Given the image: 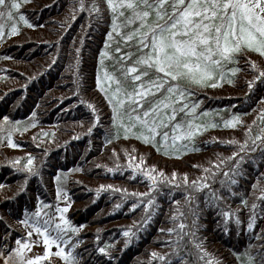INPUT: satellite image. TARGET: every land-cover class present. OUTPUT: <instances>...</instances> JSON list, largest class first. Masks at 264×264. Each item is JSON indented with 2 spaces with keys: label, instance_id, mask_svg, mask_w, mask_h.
I'll return each mask as SVG.
<instances>
[{
  "label": "trees",
  "instance_id": "16d2710c",
  "mask_svg": "<svg viewBox=\"0 0 264 264\" xmlns=\"http://www.w3.org/2000/svg\"><path fill=\"white\" fill-rule=\"evenodd\" d=\"M91 2L85 0L89 7ZM97 2L104 16L100 23L96 22L95 14L90 17L88 12L74 11L79 7L76 0H21V12L34 27H28L17 18L18 32L0 38V124L4 116L13 123L20 122L19 130L11 136L18 146L9 145L6 133H0V185L3 186L0 187V218L6 222L0 223V241L7 237L8 246L14 248L16 239H27L25 226L19 223L26 219L25 210L31 216L40 202L53 205V209L63 202L68 208L64 217L71 227L78 229L77 233L69 235L73 241L79 237L82 243L77 251L84 258L92 253L89 264H107V257L94 250L97 236L99 247L109 246L106 251L114 257L111 264H164L151 253L165 256L172 264H184L171 255L177 248L171 243L178 239L177 235L160 230L177 228L180 223L188 224L194 218L191 211L200 213L201 227L195 243L203 244L212 264H247L246 257L242 261L237 256L246 251L256 255L264 245V241L257 239L264 229V204L256 209L258 218L254 229H247L250 205L257 202L253 197L260 195L258 191L254 192L252 185L264 186V180L260 179L264 175V164L260 163L258 153H252L251 159L260 167L247 162L243 165L246 178H238V186H233L235 198L227 191H221L218 182L211 185L212 190L223 198L222 203L218 202L211 209L205 204L208 190L194 193L195 200L189 209L185 196L192 190L172 188L170 196L169 186L165 185L160 186L155 196L156 208L147 206L145 200L131 211L133 203H140L138 196L131 194L149 192L152 182L127 165L132 156L135 157L134 164H140L145 170L155 169L153 174L158 177L160 173L166 177L177 173V180L182 183L185 174L190 181L196 180L205 176L203 169L210 164L214 166L220 157L232 156L238 148L224 142L243 143L244 128L225 129L221 117L227 119L231 114L247 113L244 121L249 125L257 118L264 107L260 104V99L264 98V85L258 84L248 95L245 81L251 80L255 72L245 64L246 59L251 60L264 70V58L255 53L241 58L238 64L243 70L233 83L222 82L217 88L195 87L197 95L193 99L201 102L199 111L219 112L201 122H215L219 126L198 133L182 152L165 154L135 136L125 138L123 133L119 139L107 143L114 131L110 123L111 106L104 93L96 89L95 81L98 73L113 69L111 64L103 70L99 66L98 52L103 48L109 16L104 0ZM72 15L77 17L74 22L70 18ZM90 20L91 29L88 27ZM10 27L9 24L6 31H10ZM76 48L82 49L79 56L75 53ZM53 60H56L55 64H52ZM32 112L37 114L34 120ZM96 114L100 118L99 126L88 134ZM257 127L264 125L257 122ZM28 155L34 158L30 167L38 171V175L16 171L26 168L27 160L23 158ZM18 159L20 164L14 165L13 161ZM218 179L225 178L221 175ZM24 188L26 192L19 195ZM58 190L62 193L59 200ZM241 195L249 200V208L242 206ZM5 201L11 202L6 204ZM175 201L180 202L179 211L184 216L173 222V216L179 217ZM117 204L122 207L117 209ZM146 207L152 213V219L142 224L147 215ZM238 209L241 225H236V216H231L228 231H225L221 212ZM44 218L42 213L41 221ZM124 231L130 235L125 237ZM50 234L56 235L53 230ZM61 247L67 249V245L61 244ZM186 251L195 253L197 249L190 244ZM52 259L53 264H65L57 258ZM185 261H188L187 256ZM189 264H195V259Z\"/></svg>",
  "mask_w": 264,
  "mask_h": 264
},
{
  "label": "snow or ice",
  "instance_id": "6c2138e0",
  "mask_svg": "<svg viewBox=\"0 0 264 264\" xmlns=\"http://www.w3.org/2000/svg\"><path fill=\"white\" fill-rule=\"evenodd\" d=\"M76 3L79 7L74 8V11L88 12L90 17L95 14L96 22H103V12L97 0H92L91 7L85 0H76ZM104 3L109 16V27L105 33L103 48L98 52L99 66L103 70L111 64L113 71L105 70L102 75L98 73L95 86L104 93L107 103L111 106L110 123L114 131L109 135L107 143L119 139L123 133L125 138L135 136L165 154L182 152L188 147L187 142L193 141L198 133L209 127L219 126L215 122H201L202 118L218 115L219 112L199 111L201 102L193 99L197 95L195 87L217 88L222 82L233 83L237 74L243 70L238 64L241 58L246 59L247 55L252 53L264 58V0H104ZM21 8V0H0V38L18 32L15 23L17 18L28 27H34L21 12ZM70 18L73 22L77 19L75 15ZM9 24L10 31H6ZM88 27L91 29V20ZM81 51V48H76V55L79 56ZM55 63L56 60H53L52 64ZM245 67L255 72L251 80L245 81L248 95H251L258 84L264 85V70H261V66L256 62L247 59ZM260 104L264 105V98L260 99ZM36 115V112H32L33 120ZM245 115L247 113L231 114L227 119L221 117L225 129L244 128L243 143L235 140L225 141V144L235 145L238 150L230 157H220L214 166L210 164L208 168H204L206 175L196 180L190 181L185 174L181 183L177 180L175 172L171 177H166L163 173L158 177L153 174L155 169L145 170L140 164H134L135 157L129 156L127 167L139 171L152 182L149 192L131 194L138 196L140 200V203L132 204L131 211H135L145 200L147 206L156 208L155 196L160 191V186L165 185L169 186L170 196L172 188L191 189L192 192L185 196L189 209L195 200L194 193L203 190H208L209 193L205 197V204L209 209L218 202L222 203L223 198L211 187L217 182L221 185V191H227L231 198H235L237 194L232 191L233 186H238V178H246L243 165L246 162L255 164L251 154L258 153L261 157L260 163L264 164V127H257V122L264 125V107L259 110L257 118L250 125L245 123ZM99 119L96 114L88 134L99 126ZM2 120L0 133H6L9 145L18 146L11 136L14 131L19 130L20 122L13 123L7 116ZM178 141L184 143L178 144ZM23 159L27 160L26 168H17L16 171L38 175V171L30 167L34 158L28 155ZM20 162L18 159L13 161V164L18 165ZM143 163L141 159V164ZM255 166L259 168L260 164ZM118 168L119 166L117 170ZM221 175L225 179H218ZM56 179L59 180L60 177L57 176ZM260 179L264 180V175H261ZM252 188L260 195L253 197L254 201L259 203L253 202L250 205L247 222L249 231L254 229L257 222L256 209L260 204H264V186L254 183ZM101 190H104V186H101ZM25 192L26 188L19 195ZM61 195L58 190V200ZM240 199L242 206L249 208V200L244 195H241ZM10 202L5 201L6 204ZM175 204L179 217L173 216V222L184 216V213L179 211L180 202L175 201ZM53 207L51 204L40 202L31 216L25 210L26 219L20 220L19 223L27 228L29 240L16 239L14 248L8 246L7 237L0 241V264H41V261L44 264H53L52 258L62 260L65 264H89L92 253L87 254V259L84 258L83 254L77 251L82 243L79 237L73 241L69 235L77 233L78 229L71 227L70 221L63 215L68 208L55 207L53 211ZM115 207L120 209L122 205L117 204ZM238 212L239 209L236 212H221L225 231H228L231 216H236V225H241ZM42 213L46 218L41 221ZM56 213H60V223L56 222ZM146 213L142 224H147L152 219V213L147 207ZM190 215L194 218L188 224L180 223L177 228L160 231L177 235L178 239L171 242L177 245L171 255L178 262L189 264L195 259V264H212L208 259L210 254L205 253L203 244L195 243L201 227L200 213L190 211ZM0 223L6 224L2 218ZM50 230L55 231L54 237ZM33 233L42 237L44 253L29 257L26 253L31 252L32 245L37 243L31 240ZM123 235L128 237L130 233L124 231ZM257 239L264 241V229ZM96 240L97 246L94 250L106 256L107 264H111L114 257L110 251H106L109 246L99 247V236ZM61 244L67 245V249L61 247ZM190 244L197 249L195 253L186 251ZM52 245L56 246L55 252L52 251ZM182 249L185 250L183 254ZM151 255L164 261V264H172V261L166 260L163 255ZM185 256L188 261H185ZM245 257L247 264H257V261L264 264V245L256 255L246 251L238 255L237 259L243 261Z\"/></svg>",
  "mask_w": 264,
  "mask_h": 264
},
{
  "label": "rangeland",
  "instance_id": "374dc122",
  "mask_svg": "<svg viewBox=\"0 0 264 264\" xmlns=\"http://www.w3.org/2000/svg\"><path fill=\"white\" fill-rule=\"evenodd\" d=\"M103 74V71L101 72V75ZM202 120L206 121L207 118H202ZM56 207H67V204L66 203H59L56 205ZM55 210V208L53 209V211ZM60 213H56V222L57 223H60ZM25 233H26V236H27V228L25 227ZM29 240V238L27 237V239L25 241ZM31 240H34V241H37V243L33 244L32 245V250L31 252H27L26 255H28L29 257H34L35 255H43L44 253V245H43V242H42V237L40 236H37L35 233H33V237L31 238ZM16 247V245H15ZM52 251L55 252L56 251V246L55 245H52Z\"/></svg>",
  "mask_w": 264,
  "mask_h": 264
}]
</instances>
